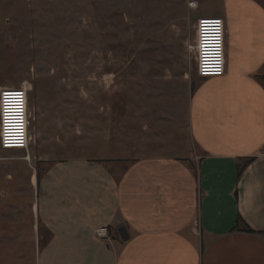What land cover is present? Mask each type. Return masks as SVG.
<instances>
[{"label":"rangeland","instance_id":"1","mask_svg":"<svg viewBox=\"0 0 264 264\" xmlns=\"http://www.w3.org/2000/svg\"><path fill=\"white\" fill-rule=\"evenodd\" d=\"M222 5L0 0V123L10 113L21 120L10 135L22 122L27 135L0 144V264H34L36 198L55 170L98 164L118 176L141 156L194 153L186 114L201 77L188 45L196 18Z\"/></svg>","mask_w":264,"mask_h":264},{"label":"crops","instance_id":"2","mask_svg":"<svg viewBox=\"0 0 264 264\" xmlns=\"http://www.w3.org/2000/svg\"><path fill=\"white\" fill-rule=\"evenodd\" d=\"M222 6L224 74L189 86L194 153L141 156L118 176L55 170L36 198L34 264H264V4ZM238 215L254 233L232 230Z\"/></svg>","mask_w":264,"mask_h":264},{"label":"built area","instance_id":"3","mask_svg":"<svg viewBox=\"0 0 264 264\" xmlns=\"http://www.w3.org/2000/svg\"><path fill=\"white\" fill-rule=\"evenodd\" d=\"M190 6H194L191 2ZM193 44L188 45V50L193 53L195 62V71L201 78L219 77L225 71V22L221 16H200L197 17L193 26ZM11 95L5 102L6 105L11 103ZM14 95V94H13ZM20 99L17 101L22 104V93L19 92ZM13 99V97H12ZM20 115V111H16ZM1 115L0 123V144L3 147L23 146L27 143L24 123L19 126L16 135H10V131L15 130L21 120L15 116ZM16 116H19L15 114ZM26 126V123H25ZM95 235L97 238H108L106 226L96 228Z\"/></svg>","mask_w":264,"mask_h":264},{"label":"trees","instance_id":"4","mask_svg":"<svg viewBox=\"0 0 264 264\" xmlns=\"http://www.w3.org/2000/svg\"><path fill=\"white\" fill-rule=\"evenodd\" d=\"M251 161V158L246 160V162L242 166L237 167L236 175L239 176L244 166ZM232 230H236L238 232H246V233H254V231L247 226V224L244 222V220L238 215L235 219L234 226Z\"/></svg>","mask_w":264,"mask_h":264},{"label":"water","instance_id":"5","mask_svg":"<svg viewBox=\"0 0 264 264\" xmlns=\"http://www.w3.org/2000/svg\"><path fill=\"white\" fill-rule=\"evenodd\" d=\"M122 231H123V229H120V234H121V237H122L123 239H126V238H127V236H126V235H124V234L122 233Z\"/></svg>","mask_w":264,"mask_h":264}]
</instances>
